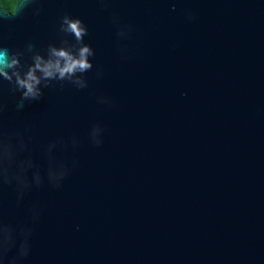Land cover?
I'll return each mask as SVG.
<instances>
[{
    "label": "water",
    "instance_id": "obj_1",
    "mask_svg": "<svg viewBox=\"0 0 264 264\" xmlns=\"http://www.w3.org/2000/svg\"><path fill=\"white\" fill-rule=\"evenodd\" d=\"M39 7L0 10L7 46L59 45L69 14L95 56L86 87L57 84L5 117L31 137L30 178L67 170L21 203L0 189L14 222L43 210L28 264H264V0Z\"/></svg>",
    "mask_w": 264,
    "mask_h": 264
},
{
    "label": "clouds",
    "instance_id": "obj_2",
    "mask_svg": "<svg viewBox=\"0 0 264 264\" xmlns=\"http://www.w3.org/2000/svg\"><path fill=\"white\" fill-rule=\"evenodd\" d=\"M41 0H16L15 10L8 15L16 17L31 13L39 16ZM59 45L50 43L44 50L28 43L23 48L9 47L0 38V189L11 187L16 192L17 203L33 189L45 183L61 187L67 176L63 164H49L47 170L29 172L35 165L29 150L31 137L25 139L27 129L9 126L5 117L14 110L21 112L26 105L40 101L45 90L57 84L69 83L78 88L87 86L85 73L93 69L90 59L95 51L85 42L87 25L78 17L64 14L60 18ZM121 32L119 35H123ZM97 146L99 142L97 141ZM55 145H47V152ZM50 159V157H49ZM43 214L34 204L29 208L28 222H14L0 211V264H28L32 255L35 224Z\"/></svg>",
    "mask_w": 264,
    "mask_h": 264
},
{
    "label": "trees",
    "instance_id": "obj_3",
    "mask_svg": "<svg viewBox=\"0 0 264 264\" xmlns=\"http://www.w3.org/2000/svg\"><path fill=\"white\" fill-rule=\"evenodd\" d=\"M0 10L5 14H11L15 10L13 0H0Z\"/></svg>",
    "mask_w": 264,
    "mask_h": 264
}]
</instances>
